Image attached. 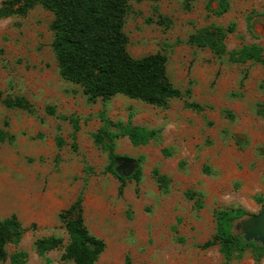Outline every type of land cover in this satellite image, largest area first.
Returning <instances> with one entry per match:
<instances>
[{"label": "rangeland", "instance_id": "rangeland-1", "mask_svg": "<svg viewBox=\"0 0 264 264\" xmlns=\"http://www.w3.org/2000/svg\"><path fill=\"white\" fill-rule=\"evenodd\" d=\"M227 1L222 14L217 0L128 1L129 55L164 54L172 84L190 89L167 107L120 94L88 101L58 72L49 9L0 17V129L13 135L0 141V218L15 214L25 228L0 264L19 250L28 257L18 264H74L62 256L68 236L58 215L78 196L86 227L105 243L97 264H264L250 249L226 260L217 243L204 245L217 209L249 212L233 222L236 233L264 209V63L229 58L243 44L264 55V0ZM229 24L223 54L188 41L200 28ZM7 96H23L32 110L5 106ZM101 112L158 131L143 145L115 139L119 173L129 175L141 157L139 180L105 172L107 152L94 140ZM51 235L62 245L37 254L35 239Z\"/></svg>", "mask_w": 264, "mask_h": 264}, {"label": "trees", "instance_id": "trees-1", "mask_svg": "<svg viewBox=\"0 0 264 264\" xmlns=\"http://www.w3.org/2000/svg\"><path fill=\"white\" fill-rule=\"evenodd\" d=\"M129 0H4L0 5V17L12 14H25L35 4L49 9L53 18L51 49L57 61L58 72L66 80L78 83L90 102L101 98L103 101L120 94L148 104L167 107L173 98L190 94L172 84L166 71V56L162 53H149L133 58L127 51L128 37L124 31V18ZM142 1V0H135ZM191 0H187V4ZM216 14L228 9L227 0H217ZM234 30V25L226 27L211 25L200 28L191 34L188 41L199 47H208L216 54L226 50L224 38ZM229 58L233 62L248 60L264 63L262 47L258 44H243L231 51ZM2 102L7 107L31 111L32 105L23 96L5 97ZM186 106L201 109L195 102H186ZM49 112V111H48ZM52 112V111H50ZM102 126L94 134L95 142L107 152L108 163L105 172L116 176L122 183L141 175V157L134 159V170L127 176L117 169L118 159L124 158L115 150V139L127 136L134 145H143L157 136L158 131L129 121H113L104 112L100 113ZM77 123H74V129ZM12 140L13 135L0 129V141ZM156 173V170H154ZM157 174V173H156ZM159 180L163 175H157ZM82 199L78 196L67 208L59 213L65 223L68 236L63 258L74 264H97L105 243L103 239L89 232L85 225ZM199 205V202H197ZM249 212L241 206H230L215 211V232L211 240L204 245L217 243L219 251L226 260L250 249L256 261L264 260V246L261 242L248 240L244 233L233 231V222ZM25 228L15 214L0 218V262L7 258L6 246L17 244ZM63 239L51 235L36 238L35 251L44 255L47 251L59 248ZM28 252L19 250L10 255L11 264L25 262Z\"/></svg>", "mask_w": 264, "mask_h": 264}, {"label": "water", "instance_id": "water-1", "mask_svg": "<svg viewBox=\"0 0 264 264\" xmlns=\"http://www.w3.org/2000/svg\"><path fill=\"white\" fill-rule=\"evenodd\" d=\"M245 236L248 240L255 239L264 246V209L243 222Z\"/></svg>", "mask_w": 264, "mask_h": 264}]
</instances>
